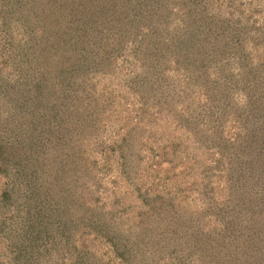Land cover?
<instances>
[{
  "label": "trees",
  "instance_id": "1",
  "mask_svg": "<svg viewBox=\"0 0 264 264\" xmlns=\"http://www.w3.org/2000/svg\"><path fill=\"white\" fill-rule=\"evenodd\" d=\"M99 1L20 0L31 11L16 33L6 16L5 42L11 35L19 48L4 59L19 56L33 78L0 82L9 102L0 242L17 237L0 264H27L31 253L29 264H264V18L237 16L236 0L231 16L220 0ZM125 55L134 57L124 86L139 115H129L122 141L164 119L189 141L152 129L141 148L121 151L120 176L102 187L94 157L104 141L95 138L116 99H99L88 76L129 63ZM196 94L204 104L193 105ZM193 175L203 185L184 191L178 179L189 185Z\"/></svg>",
  "mask_w": 264,
  "mask_h": 264
},
{
  "label": "rangeland",
  "instance_id": "2",
  "mask_svg": "<svg viewBox=\"0 0 264 264\" xmlns=\"http://www.w3.org/2000/svg\"><path fill=\"white\" fill-rule=\"evenodd\" d=\"M6 1L10 3V6L4 5V3L1 4L2 9L0 13L2 14V16L0 15V82L2 81L3 77H9L17 81L20 79L22 80L23 78V80L27 79L26 82H31V79L33 78L32 76L33 74H31V72L33 73V69L31 70V68H29V65H25V62L23 60H20L19 56L16 57L15 55L13 59L8 60L9 62H6V60L4 59V56L5 58H7V56L10 55V52L13 46L17 45L16 49L19 48V44L17 43V41L14 42L13 45L11 44V41H10L11 35L10 37L7 38L5 42V39H6L5 37L7 34L6 32L9 31L5 27V22L7 20L6 16L8 17V19L11 18L12 20H14L12 28H11L12 30L11 32L13 33H16L20 30V28L18 27L17 21L20 22L21 24L22 20H25L26 18L30 17L25 12L26 8H24L22 4H19L20 0H6ZM90 1L93 2L94 4H97V3L100 4L99 0H90ZM220 4L219 5L221 6V9L224 11V15L226 13V15L228 14L229 16H231V13H229L231 11L229 7L230 6L229 0H220ZM237 5L239 6V8H237ZM232 7L234 8V6ZM8 8L10 9V11H12L11 15L10 14L6 15V11ZM242 9L243 11H246V13L256 12L257 17H259L260 19L264 18V11L260 10V9H264V3L262 0H236V3H235L236 13L235 14L237 16H242ZM26 10L29 12L31 11V9H26ZM235 14H233L232 17H236ZM226 18H229V17H226ZM102 49H104L103 51H108V49L105 47H102ZM128 56L129 55H125V58L127 57L129 59L128 60L129 63H126V62L124 63V59H122L123 58L122 57L120 60V64L113 61L115 62L114 65H107L108 70L106 74L101 72L103 71L101 70L100 73H98L97 71V74L90 73L88 76L90 81H88L87 87L91 88L93 90L92 93L93 94L95 93L99 99L108 100V101H110L111 99H116L115 106L113 108L107 109L105 112L106 116H104L103 120L99 122L100 131L97 137L95 138V140L97 141H104L103 146L106 147V148L103 147V149L105 150L98 152V154H96L94 157L95 159L98 160L97 161L98 162L97 177L100 178V180H102L101 182L102 187H109V186L113 187L112 183L110 182L111 177L120 176L119 166L121 165L119 163L120 162L119 155L121 151L125 150L126 147L130 149V147L133 144L137 148L139 147L141 148L143 146L142 143L147 142L148 135L152 129L159 128L160 129L159 132H161L162 130L161 128L172 131L173 133H175L176 140L178 141V143L181 142V144H183L184 146L189 141L185 137L183 128L175 123L171 124L173 120H170V119L161 120L158 124H156L158 122L157 120H155V122H150V121L147 122L146 120V122H144V124H142L141 127L137 130L138 133L136 134L138 135H135L134 133H132L133 135L130 141L126 143L122 141L123 137L126 135V132H127L125 128H130L132 124H134L133 121H131L132 119H129V115H134V114H135L134 116L139 115V112L137 113V110H135V109H138L137 107L131 109L133 107V104H131L130 101L134 97V94L131 92L128 86L127 87L124 86L125 83L128 82L129 79L133 76V74L130 73V69L132 68L133 65L130 63L134 62V57L132 55L130 57ZM234 65H240V64H234ZM38 73L39 71H36V76H39L37 75ZM33 87L34 88L31 89L30 91L32 96H34L36 92L35 85H33ZM127 99H128V102L126 101ZM198 101H200L203 104L205 103L204 99H202L199 94H196L193 99V105H197ZM7 103H9L7 100V97L4 96V94L2 93V96L0 95V115L2 116V118H4L5 115H7L6 113L8 112V110H6ZM16 103L17 101L13 102V104H16ZM124 105L125 107H123ZM111 109L112 110L115 109V111L113 112ZM11 110L13 111V109ZM112 113L114 114L112 115ZM122 144L125 146H121ZM157 145L158 143L155 144L154 146H156V150L159 151L160 149L157 147ZM98 149H101V147H99ZM144 155L147 156V159L151 156L150 153L147 151H143V156ZM108 156L110 157L111 160H108ZM3 179L4 177L0 173V191L3 189V185H4ZM190 180L191 181L188 185L185 183L184 179H182L181 181L178 179V181L181 182V185L185 187L184 191H186V189H188L187 191H199V187L203 185V182H204L203 177H199L198 175H193L192 177H190ZM158 182H161L162 184H164L163 180L161 181V180L156 179L153 181V185L157 184ZM122 184H123L122 189L124 191H118V193L119 195H122V197L126 194L128 196L127 197L128 199L130 198V194L127 193L126 191L128 186L126 185L125 182H123ZM113 198H115V193H114ZM132 200L136 201L135 198H133ZM109 203L110 205H112L113 200H109ZM16 241H17V237L14 236L11 238L10 243L0 242V251L2 252L3 250H6L8 248V244H10L11 246L15 244ZM109 247L110 246L107 244H104V245L101 244V245L96 246L95 248L100 255H103L106 259H108V258H111V256L113 255L112 250ZM32 255L33 253H31L30 255V260H27L26 262L27 264H29V262L33 260ZM54 261H55V258L53 262H51V264H68L69 263L67 259L65 262L60 259L56 260L55 262ZM31 264H40V262L35 261L34 263L32 262Z\"/></svg>",
  "mask_w": 264,
  "mask_h": 264
}]
</instances>
